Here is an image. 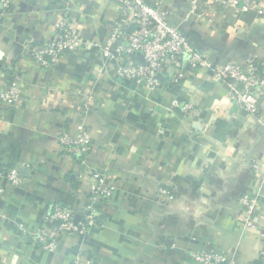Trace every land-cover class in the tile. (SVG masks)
I'll return each instance as SVG.
<instances>
[{
	"label": "crops",
	"instance_id": "crops-1",
	"mask_svg": "<svg viewBox=\"0 0 264 264\" xmlns=\"http://www.w3.org/2000/svg\"><path fill=\"white\" fill-rule=\"evenodd\" d=\"M190 1L164 0L171 24L214 62L256 61L264 79V13L211 5L198 21L187 19ZM120 9L119 0H0V93L14 80L23 90L20 107L0 104V186L9 187L13 168L25 179L0 203V264H192L198 250L257 264L264 248V90L254 117L206 71L179 83L169 71L156 92L118 80L100 46ZM62 21L92 46L43 69L31 48L56 40ZM77 126L94 142L84 162L60 145ZM97 172L114 191L100 201L87 238L61 236L49 252L23 237L22 229H43L56 205L80 211ZM160 188L172 198L159 197ZM245 195L258 200V229L245 222Z\"/></svg>",
	"mask_w": 264,
	"mask_h": 264
},
{
	"label": "built area",
	"instance_id": "built-area-1",
	"mask_svg": "<svg viewBox=\"0 0 264 264\" xmlns=\"http://www.w3.org/2000/svg\"><path fill=\"white\" fill-rule=\"evenodd\" d=\"M120 19L109 24L107 39L100 46L107 64L114 68L115 77L123 82L145 85L156 92L163 88L161 76L173 72L172 83L185 80L190 72H209L215 82L225 86L228 97L235 107L250 116H259L264 79L256 61L214 62L207 53L198 51L189 37L171 24L164 0H119ZM200 5L202 8L200 10ZM215 5L227 10H237L240 14L255 13L263 15L264 0H191L187 19L205 18L207 9ZM58 38L43 42L31 48V56L43 69H51L59 63L67 51L92 46L76 30L65 22L56 25ZM95 45V44H94ZM142 58V60H141ZM23 103V90L19 80L11 82L0 93V104L4 108H18ZM174 106L180 107L178 102ZM186 114L192 110V104L180 107ZM264 126V120L259 118ZM60 145L64 154L76 157L82 162L94 147L92 136L83 126H77L76 133L64 132L60 136ZM257 170L258 167L255 166ZM20 168L7 173L9 187L0 186V203L10 188H21L25 179ZM114 188L99 172L93 174L88 199L78 212L62 205H56L47 216L45 227L37 232L22 229L24 238L40 246L43 250L55 252L61 236L87 238L97 226L98 205L103 198L113 194ZM159 197L171 199V192L160 188ZM248 228L258 229L254 213L258 200L251 195L239 200ZM0 218L5 216L0 213ZM59 225H56V224ZM264 233V229H261ZM192 264H237L234 258L216 250L196 251ZM87 264H93L87 262ZM257 264H264V248L259 253Z\"/></svg>",
	"mask_w": 264,
	"mask_h": 264
},
{
	"label": "water",
	"instance_id": "water-1",
	"mask_svg": "<svg viewBox=\"0 0 264 264\" xmlns=\"http://www.w3.org/2000/svg\"><path fill=\"white\" fill-rule=\"evenodd\" d=\"M182 32V31H181ZM184 33V32H183ZM187 35V34H186ZM188 36V35H187ZM189 37V36H188ZM190 39V38H189ZM141 60H142V58H141ZM56 225H59L58 223L56 224Z\"/></svg>",
	"mask_w": 264,
	"mask_h": 264
}]
</instances>
